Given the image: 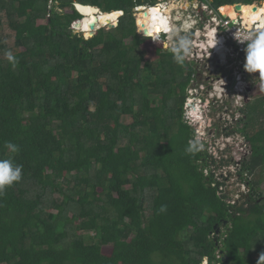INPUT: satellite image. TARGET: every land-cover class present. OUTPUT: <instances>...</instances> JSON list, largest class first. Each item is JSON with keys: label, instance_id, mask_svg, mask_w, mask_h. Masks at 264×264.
I'll list each match as a JSON object with an SVG mask.
<instances>
[{"label": "trees", "instance_id": "16d2710c", "mask_svg": "<svg viewBox=\"0 0 264 264\" xmlns=\"http://www.w3.org/2000/svg\"><path fill=\"white\" fill-rule=\"evenodd\" d=\"M202 1L216 9L264 0ZM74 4L124 15L86 39L72 30L81 19ZM157 4L0 0V29L7 22L20 33L15 47L23 49L13 68L0 41V156L23 165L22 180L0 195V264H257L264 96L243 110L237 131L254 153L245 168L252 179L244 204L231 206L212 186L214 174L205 176L203 152L186 151L193 131L183 107L195 64L178 65L166 49L149 62L141 48L159 41L138 34L134 9Z\"/></svg>", "mask_w": 264, "mask_h": 264}, {"label": "built area", "instance_id": "2783aa9c", "mask_svg": "<svg viewBox=\"0 0 264 264\" xmlns=\"http://www.w3.org/2000/svg\"><path fill=\"white\" fill-rule=\"evenodd\" d=\"M195 2L193 8L201 7L202 13L198 10L194 15L197 18L194 23H199L202 29L197 30L192 38L190 59H186V62L198 64L217 59L218 67L222 71L225 67H229V72L209 78L207 84L194 85L188 89V102L184 106L183 121L194 130L190 141L202 145L199 150L210 163V167L205 166L203 169L205 176L214 174L212 186L218 187L219 195L225 198L227 204L233 206L236 202L229 199L227 195L229 188L236 186L243 190L248 189L249 192L248 181L251 176L245 168L251 165L254 156L246 135L237 131L243 127L242 110L245 109L247 99L250 101L264 91V77L259 72L249 73L245 70V49L258 35L264 33V28L258 24L248 27L241 18L236 20L225 18L222 13L224 7L215 9L210 4ZM190 7L183 8L181 3L177 4L175 8L178 9V13L175 15V20H181L183 12ZM194 23L186 26L187 33H191L189 31ZM217 51L221 53L220 59L216 58ZM230 60H233L232 64ZM194 108L198 109V113L203 112L206 116L203 127L199 125L197 128L198 121L191 118ZM219 108L225 109L223 115L218 113ZM209 123H211L210 128L217 129L218 132L213 131L212 135L205 134L210 129ZM202 138L204 139L201 140ZM240 193L243 194V191Z\"/></svg>", "mask_w": 264, "mask_h": 264}, {"label": "clouds", "instance_id": "9594fccd", "mask_svg": "<svg viewBox=\"0 0 264 264\" xmlns=\"http://www.w3.org/2000/svg\"><path fill=\"white\" fill-rule=\"evenodd\" d=\"M174 1H179V0H174ZM189 1L190 0H187V2H189ZM192 1L193 2L199 1V2H204V3L210 4V3L206 2V1H202V0H192ZM165 4L166 3L164 2L162 4L151 6V7L152 8L161 7V10L163 11V13H165V11H166L165 6L168 3L166 5ZM241 5H244V4H241ZM77 6H78L77 4H74V9L81 16V19H82L84 17L77 11ZM173 6H174V8L170 11V14L169 15L166 14V16H165V17H167V30L161 34V36L159 37V41H161L162 39L166 40L170 36H174V38H173V42H175L174 45L171 48H168V46L165 45V48H166V50H169V52L172 54V58H173L174 62L180 66H183L188 55L190 54V52L192 50V39L189 35H182V34H179V32L185 31L187 25H190V23H192V22L194 23V21H196L197 18H195L194 15L198 12V10H199V12L202 13V11H201L202 8L199 7L198 9H194L193 6H191L189 9H187L183 12L184 15H182L181 20L177 21V20H175L176 13L174 11L176 9L175 8L176 3L173 2ZM184 6L185 5H183V8H186V6L185 7ZM233 6L235 7V5H233ZM151 7H149V8H151ZM224 7H226V6H224ZM141 12H144V11H141ZM137 13H139V12H137ZM122 14L124 15L123 12H122ZM81 19H78V20H81ZM118 22H119V20H118ZM192 27L193 28L190 29L189 32H191L190 34H192L193 36L196 35L197 30L202 29V27H200L199 23H194L192 25ZM102 29H106V28H102ZM72 30L74 32L76 31L73 27V24H72ZM137 30H138V28H137ZM77 34H81L84 36V34L81 32H79ZM139 35H141V34H139ZM86 39H90V38L86 37ZM211 49L214 50V48H211ZM216 53H217L216 58L220 59L221 58L220 51H217ZM245 53H246V60H245V65H244L245 70L249 73L259 72L260 75L262 77H264V33H261L260 35H258L255 40H253L251 43H249L246 46ZM5 57L8 60V62L12 65V67L15 68L18 61H17V58L13 55V53L11 51H6ZM207 60H209V59H207ZM214 60L216 61L217 59H214ZM186 104H187V102H186ZM198 114H199L200 120L198 121V124L196 125L197 128L199 127V125H202V127H203L204 122L206 121V116L203 112H202V114H200V113H198ZM183 118H184V107H183ZM210 127H211V123H209V128ZM192 131L194 133V130H192ZM200 147H202V145H199L198 142L194 143V142L190 141L189 146L186 148V151L188 153H194V152L198 151L200 149ZM4 149H6L7 151H10L12 153H16L19 151V146L14 144L11 141H5L4 142ZM22 178H23V165L15 163L14 160L10 157L0 156V195H2L7 188H9V187L13 186L14 184L20 182L22 180ZM166 210H167V206L161 205L159 211L165 212ZM204 262L205 263H203V264H208V260H206ZM257 264H264V252H262L260 254Z\"/></svg>", "mask_w": 264, "mask_h": 264}, {"label": "rangeland", "instance_id": "374dc122", "mask_svg": "<svg viewBox=\"0 0 264 264\" xmlns=\"http://www.w3.org/2000/svg\"><path fill=\"white\" fill-rule=\"evenodd\" d=\"M164 2L166 4L168 3L167 5L165 4L166 5L165 6V9H167L169 12L174 8L173 2L176 3V6H177V4H180L181 3V7L183 5H185L186 8L189 7V6H193L194 4H196V2L195 1L193 2L192 0H190L189 2H187V0H179V1H174V0H158V4L157 5L162 4ZM255 3L258 4V5H254V6H261L263 4V2H255ZM149 7H151V6L146 5V6H141V7H137V8L134 9L136 22H137V19L138 20H141L140 19V16L137 17L138 16L137 15L138 14L137 12L142 11L141 9H145V8H147L149 10ZM148 10H145V11H148ZM174 11H175V13H178V9H175ZM68 12L71 13L72 11L70 9H68L67 13ZM250 12H252V11H249L248 13L250 14ZM254 12L256 13V10ZM179 14H181V11H179ZM182 15H184V13ZM240 17L242 19V16L241 15L239 16V18ZM146 18H148V17H146ZM242 20L244 22V19H242ZM146 21L147 20H144V22H146ZM38 24L39 25H45V24H47V20H39L38 21ZM244 24H245V22H244ZM139 26H140V24H139ZM248 27H250V26H248ZM77 30H78V32L75 31L74 34L75 33L77 34V33L83 31L82 28H80V26H79V28H77ZM83 34H84V37L86 38V33L83 32ZM179 34L189 35L191 37V39L193 38V35L190 34V33H187L186 31H181V32H179ZM19 36H20V33L14 31L13 29H11L7 22H5L3 28L0 29V41L2 43L6 44V46L9 48V51H11L13 54H15L16 52H22L23 51V49L17 50L16 47H15V42H16V40H17V38ZM173 38H174V36H170L168 39H166V40L162 39L159 42H154L152 40H150V41L142 40V42H141L142 43V47L141 48H142V50H143V52L145 54L146 60L149 61V62H153L157 58L158 51L161 50V49H166L165 48V45H167L168 48H171L174 45V43H175V42H173ZM3 57L5 58V54H3ZM187 59H190V56L189 55H188ZM213 61L214 62H210V61L201 62V63H198V64H195L194 65L195 66V69L197 71V75L195 77L194 82L189 87V89L192 88V86H194V85L207 84L208 83L207 81L209 80V78L219 77V76L222 75V73L229 72V68H227L226 71H224V70L222 71V69L220 67H218L219 63L217 61H215V60H213ZM145 65H146V63H144L142 66H145ZM263 87H264V85H263ZM187 94H188V92H187ZM195 110H198V109L196 108ZM218 113H220L221 115H223L225 113V109L222 110L221 108H219ZM200 114H202V113L200 112ZM193 117H194V115L191 114V118L192 119H195ZM196 120L199 121L200 118L199 119H196ZM131 121H132V119L130 117H126L124 119V122L126 124L130 123ZM194 123L197 124L196 121H194ZM213 131L218 132L217 129L215 130L214 128H210L209 131L206 132L205 134L212 135ZM203 139L204 138H202L201 140H203ZM260 169L263 170L262 168H260ZM263 172H264V170H263ZM251 179H252V177H251ZM255 179H256V177L255 178L253 177V181H255ZM240 191H243V194H248V189H244L243 190V189H241V187H236V186L234 188H229V192L227 194L229 196V199L230 200H233L234 202H236V205H233L235 207H237V206L240 207V206H242L244 204V200H242V197H241L243 194L240 193ZM99 192H101V190H99ZM257 193L258 194L259 193L262 194V196L264 198V182L257 189ZM223 232H224V229H223ZM104 253L106 255H109L111 253V246L110 247H107V248H104Z\"/></svg>", "mask_w": 264, "mask_h": 264}, {"label": "bare ground", "instance_id": "6f19581e", "mask_svg": "<svg viewBox=\"0 0 264 264\" xmlns=\"http://www.w3.org/2000/svg\"><path fill=\"white\" fill-rule=\"evenodd\" d=\"M77 5H78L77 10L84 17L82 20V27H81L83 31L81 33L85 32L86 35L92 32L90 28V22L93 21V18L95 16L99 18L98 28H101L109 24H113L114 26H116L117 24L116 22H118L121 16L120 13L105 14L95 7L84 6L81 4H77ZM251 6H254V5H251ZM141 10L146 12L144 14H141L140 18L147 20L145 22L144 27L145 29H147L148 32L151 31V32L161 35L164 31L167 30V17L165 16L166 14L167 15L170 14V12L167 9L165 13H163V11L161 10V7L149 8V10L145 8ZM145 10H148V11H145ZM249 10H251V7H249V5L244 4V5H241L238 9L234 6H231V7L226 6L223 8L222 13L226 18L230 17L233 20L238 19L239 16L241 15L242 19H244L246 26H252L253 24H258L261 28H264V8L257 9V10L255 9L256 13L252 11L250 12L251 15L248 13ZM141 31L142 33H144L142 28H141ZM149 38L159 41V38L155 39L153 38V36H150ZM195 109L196 108L192 109V114L194 115L193 118L199 119L198 110H195Z\"/></svg>", "mask_w": 264, "mask_h": 264}, {"label": "water", "instance_id": "95a60500", "mask_svg": "<svg viewBox=\"0 0 264 264\" xmlns=\"http://www.w3.org/2000/svg\"><path fill=\"white\" fill-rule=\"evenodd\" d=\"M240 6H241V4H237V5H235V7H236L237 9H238ZM49 9L51 10V8H49ZM77 11H78V10H77ZM78 12H79V11H78ZM117 13H120L121 16L123 15L122 12H117ZM144 13H146V12H141V11H139V13L137 14V15H138L137 17H139L141 14H144ZM121 16H120V17H121ZM224 17H225V16H224ZM225 18H226V17H225ZM81 23H82L81 20H76V21L73 23V27H74V29H75V28H78V27L80 26ZM116 23H117V24H116ZM116 23H115L116 26H114L113 24H109V25L103 26V27H101V28H98L99 18H98L97 16H95V17L93 18V21L90 22V28H91V30H92V32H91L92 37L96 36L97 33H98V31H99L100 29H102V28H106L107 31H110V30H112V29L117 28L118 25H119V22H116ZM136 26H137V28H138L137 32H138V34H140L141 29H140V26H139V21H138V19H137V22H136ZM143 35H144V36H147L148 38L151 36V35L149 34V32L147 31V29L144 30ZM228 45H230V42H228ZM246 102L249 103L250 101L247 99ZM219 232H220V231L218 230L217 233L219 234Z\"/></svg>", "mask_w": 264, "mask_h": 264}, {"label": "crops", "instance_id": "0c3cea01", "mask_svg": "<svg viewBox=\"0 0 264 264\" xmlns=\"http://www.w3.org/2000/svg\"><path fill=\"white\" fill-rule=\"evenodd\" d=\"M249 7H251V10H249V11H253V12H254V10H255V9H254V6L249 5ZM249 11H248V12H249ZM232 63H233V60H230V64H232ZM227 68H229V67H225V68H224V71H226ZM263 90H264V89H263ZM263 90H262V91H263ZM263 96H264V91L262 92V94L258 95V96L255 97L254 99H251L250 101H253V100L258 99L259 97H263ZM243 110H245V109H243ZM243 110H242V112H243ZM252 161H253V160H252ZM263 182H264V181H263Z\"/></svg>", "mask_w": 264, "mask_h": 264}]
</instances>
